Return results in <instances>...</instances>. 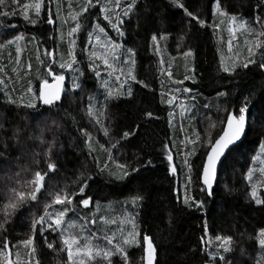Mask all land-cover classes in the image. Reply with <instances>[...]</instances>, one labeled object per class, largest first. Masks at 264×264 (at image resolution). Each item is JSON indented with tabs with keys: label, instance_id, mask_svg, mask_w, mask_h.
I'll return each instance as SVG.
<instances>
[{
	"label": "trees",
	"instance_id": "1",
	"mask_svg": "<svg viewBox=\"0 0 264 264\" xmlns=\"http://www.w3.org/2000/svg\"><path fill=\"white\" fill-rule=\"evenodd\" d=\"M54 1L44 0L40 17L35 25L23 19L19 9L12 6L11 0H7V6L0 5V12H9L7 17L0 14V44L5 45L0 48V69H3L0 72V79L5 81L4 85H0L1 109L4 107L6 99L5 92H11L16 97L26 89L29 81L34 90L39 86L41 81L37 77L41 74L46 75L45 69L49 62V57L43 54L44 49L50 51L55 49L58 58L60 54H64L65 59L68 58L69 37L67 32L75 23L69 13L79 10V5L83 3V0ZM24 2L26 0H20L21 4ZM127 2L128 0H122V4ZM183 2L190 11L204 19L208 26L201 28L193 23L191 31H189L186 27L188 18L181 9L173 7L169 0H139L130 17H124L122 28L125 35L121 40L116 32L113 33L107 21H103L97 11L99 5L97 8L90 9L89 13L85 14L86 21L84 17H81L83 27L76 34L77 60L84 72V76L80 78L82 88L75 92L69 91L73 76L78 74L64 71L67 84L63 108L56 115L53 111H45V106L40 105L43 116L37 114V119H30V123L34 127H42L46 118L49 123L51 119L58 120L61 128L57 132V136L59 145L62 146L65 142V132L69 131L70 134H74V130L80 128L87 129L92 134L94 141L98 140L105 147L109 146V138L103 135L95 121L86 114L88 97L94 98L93 103L97 108L104 103L106 90L102 86V81L107 80L109 87L113 89L119 86L115 75H109L111 70L107 69L100 61H95V64L99 65L98 70L101 73L99 78L88 67L89 58L85 50L93 48L94 45L88 43V33L92 31V26L99 16L101 25L105 26L113 40L121 42L124 50L131 48L135 51L134 74L137 80L144 81L149 87L144 88L129 80L121 91L123 92L131 85L132 97L123 95L118 100L108 102L107 119L104 117L101 119L106 126L110 127L112 137L119 139L125 131H136L137 125H139V130L113 150L114 161L107 159V153L99 150V145H95L98 150L94 155L98 157L101 165L108 163L109 167L113 169L116 162L139 167L141 163L149 159L155 167L141 168L139 173L130 176L124 182H110L104 174H98L92 156L86 154L85 165H73V163L67 162V159L71 158L69 157L71 156L70 152L61 154L60 152L63 151L61 147L59 153L54 157L60 168L65 166L66 172H63L64 174L61 176H66L71 182L72 179H75L74 173H78L85 166L93 169L90 173L95 179L90 182L88 190L93 202L108 203L110 209H113L114 204L123 205V208L115 210L121 217H126L128 213L133 215L138 213L136 222L141 235L145 233L151 235L157 246L158 264H216L207 253L217 250L218 242L215 240L217 235L233 236L235 250L228 254L233 259V264H255L254 257L258 259L260 252L255 240L249 239V237H254L257 230L264 227V205H256L250 198V192L252 184L264 179V174L259 171L261 165L252 159L259 152L260 143H264V72L250 65L247 70L238 69L235 75L224 73L220 67L221 56L224 57L226 63H231V57L236 55H239L243 60L247 56L244 41L254 37L245 35L242 30L238 31L236 38L233 39L232 52L229 53L227 45L230 39L228 18H223L224 24L218 30H214V21L218 22L220 19L218 16H213L214 0H183ZM260 3H264V0H221V5L225 10L230 14L237 15L238 21L246 19L249 24L253 23L258 14L256 6ZM12 12H16V14L12 15ZM64 13L67 23L62 21ZM49 14L55 21L54 24L47 23ZM29 15L32 19H37L34 10ZM161 15L166 17V24L163 28L160 24ZM11 25L16 27L12 28ZM255 26L259 30V25ZM61 33H63V40H61ZM161 33H168L169 36L166 41L160 42V51L157 52L151 41V36L153 34L159 36ZM16 34H23L26 38L20 42L21 53L16 52L15 45L6 43ZM33 36L36 39L31 41ZM182 36L185 39L181 45L180 38ZM189 48L194 52V58L183 55ZM94 50L99 52L100 48L97 46ZM37 57L45 61V64L41 65ZM161 58L164 60L163 65L160 64ZM17 59H19V64L16 63ZM125 59H127L126 51L123 60ZM29 63L31 64L30 70L27 68ZM169 65H171V78L167 75ZM114 66L123 67L125 72L128 69V65L123 63L120 65V61H116ZM53 67L55 68V65ZM14 68L16 71H13ZM193 68L195 69L194 73L192 72ZM56 71L63 70L56 68ZM186 74L193 76L196 83H193L192 80H184ZM174 80H184V83L175 84ZM49 81L51 82L50 77ZM185 87L193 89V93L174 91L175 88L183 89ZM222 91L229 93L227 100L218 98L217 93ZM172 95L182 98V101H188L190 95H196V108L183 116H181V112H176L170 118L168 114L169 112L173 113L176 100L172 105H168L166 101ZM245 98L251 99L250 127L243 142L234 147L224 159L218 172V180L214 185V195L208 197L200 190L203 185L199 179V161L204 150L198 145L189 143L188 140H195L194 133L196 132L200 133L201 138L204 137L208 126V121L204 119L205 115H210L214 121L223 118L225 114L222 111L220 113L215 111L217 104L237 108L242 105ZM26 99L27 96H25ZM204 104H209L212 107L205 109ZM17 111L23 116L31 110L17 109ZM149 112L158 119L147 117L146 114ZM193 114L196 115L195 120L190 119ZM220 130L218 125L212 135L215 136ZM80 136L84 141V137L81 134ZM165 145L171 149L172 163L177 166L175 176L171 175L170 166L166 161ZM194 146L197 147L198 152L195 157L189 159L193 165L192 183L185 189L187 167L183 165V156ZM18 154L15 149H12L10 162L0 161V209L5 202L8 188L14 186L15 183L14 180L8 178L19 171L15 160ZM89 159L92 162H89L90 166ZM31 167L36 166L31 165ZM40 167H43V164ZM249 169H253L251 183L246 179ZM239 183L241 185L237 186ZM227 187H231V191L235 194L229 199L224 192ZM185 194L196 200H203L204 209L185 206L182 203ZM261 194L264 195V188L261 189ZM136 195L144 196L141 206H134L130 202L131 198ZM177 197L180 199L178 200ZM244 199H249L252 205L245 203L244 206L237 208L236 205L244 202ZM82 210L88 212L91 211V207ZM115 211L114 213H116ZM32 212L39 215L41 209L32 205L22 206L12 218L7 233L0 234V242H2L3 236H6L13 254L20 253L21 264H24L28 257L26 250L19 242L27 239L30 235L29 223ZM205 221L207 222L206 236ZM253 225L257 228L254 234L245 232L241 228L244 226L248 229ZM242 233H244L243 236H237ZM202 236L211 243H202L200 239ZM42 239L37 235V253L33 258V264L36 259L40 261V264H58V261L59 264H65L66 253H60L57 256L53 250L46 247ZM53 239L56 240L58 248V234L49 236L50 241ZM129 254L133 258H138L142 255V249L130 248ZM115 260L116 258H114V264Z\"/></svg>",
	"mask_w": 264,
	"mask_h": 264
},
{
	"label": "snow or ice",
	"instance_id": "2",
	"mask_svg": "<svg viewBox=\"0 0 264 264\" xmlns=\"http://www.w3.org/2000/svg\"><path fill=\"white\" fill-rule=\"evenodd\" d=\"M11 3L13 7L19 9L25 21L35 25L40 17L44 0H32V2H24L23 4L20 3V0H11ZM137 3H139V0H128L126 4H122V0H83V3L79 5V10L69 13L75 23L67 32V36L69 37L68 58L65 59L64 54H60L58 58L55 49L51 51L44 49L43 54L49 57V62L45 69L46 75L41 74L37 77L41 81L39 86L34 90L29 81L26 89L16 97L11 92H5L4 107L0 109V161L10 162V152L12 149H15L19 153L15 157L19 171L15 172L14 176L8 178L9 180H14L15 183L14 186L8 188L5 202L2 209H0V234L7 233L12 218L22 206L32 205L41 209L39 215L35 212L31 213L29 223L30 235L27 239L19 242L26 250V256L28 257L24 261V264H33V258L37 253V235L43 238L42 242L48 249L53 250L57 256L60 253H66L65 264H114V258H116L115 264H158L157 246L153 241V237L146 233L141 235V232L138 230L136 222L138 213L135 215L128 213L126 218L120 221L121 225L124 223L130 224L131 230L125 233L121 226L118 228L119 236H117L116 231H112L110 235L105 232L102 236L97 231H92L91 228L98 222L94 215L90 218L79 217V223L77 220L68 218L69 213L78 215V209H88L94 205L93 198L88 194V190L90 182L94 181L95 177L85 166L78 173H74L75 179H72L71 183L64 182L63 186H61L57 181V177L61 175V169L54 159L62 147V145H59L57 136L61 125L56 119H51L49 123L47 118L43 122L42 127H34L30 123V119H37V114L43 116V112L40 111V105L45 106V111H53L56 115L63 108V101L66 99L64 71L78 74L73 76L69 91L75 92L82 88L80 78L84 76V72L79 66L80 62L77 60L76 55V34L83 27L81 17H84L86 21L87 16L85 14L89 13L90 9L97 8L99 5L97 11L102 16L103 21H107L111 29L118 36L123 37L125 35L122 28L124 17H130L133 10L136 9ZM169 3L173 7L183 11L184 15L188 18L186 27L189 31H191L193 23L201 28L208 26L204 19L186 7L183 0H169ZM0 5L7 6V0H0ZM256 8L258 9V14L255 16L253 23L249 24L246 19L238 21L237 15L230 14L225 10L221 5V0H214L213 16L220 17L218 22L214 21L213 23L214 30H218L224 24L223 18H228L230 39L227 45L229 53L232 52L233 39L236 38L238 31L242 30L245 35L254 37L244 41L247 56L243 60L240 59L239 55H236L231 57V63H226L224 57L221 56V70L228 75H235L238 69L247 70L250 65L264 72V3L257 4ZM33 10L37 19H32L29 15ZM0 14L7 17L9 12H0ZM11 14L15 15L16 12H12ZM165 20L166 17L161 15L160 24L162 27L165 24ZM63 22L67 23V20ZM47 23H55L51 14H49ZM255 25H259V30H257ZM10 27L15 28L16 26L11 25ZM168 36V33H161L159 36L153 34L151 36V41L157 52L160 51V41H166ZM25 39L23 34H16L12 39H8L6 43L8 45H15L16 52L21 53L20 42ZM35 39L34 36L31 37V41ZM184 39V36L180 38L181 45ZM61 40H63V33H61ZM88 43L93 45V48L85 50L89 58L88 67L99 78L101 73L98 70L99 65L95 64V61H100L107 69L111 70L109 75L119 73L115 75V80L119 82V86L113 89L109 87L107 80L102 81L106 94L104 103L99 108L93 103L94 98L88 97L89 103L86 114L91 120L95 121V124L99 126V130L103 132V135L109 138V146L105 147L98 140L94 141L92 134L85 128H80L78 131L84 137L83 143L87 149V154L92 156L93 161L96 163L98 174H104L110 182H124L130 176L139 173L141 168L155 167V165L150 159L141 163L139 167L119 162L115 163L114 169L110 168L108 163L101 165L98 157L94 155L98 150L95 145H99V150L107 153L109 161H114L113 150L117 149L122 141H126L131 136H134L136 131L139 130V125H137L136 131H125L119 139H115L111 136L110 127L106 126L101 117L107 119L106 113L109 101L118 100L123 95L129 98L132 97L133 90L131 85L123 92L121 91L129 80L142 85L144 88H148L149 86L144 81L137 80L134 74L136 53L133 49L128 48L125 50L127 59L123 60L122 63L128 65L126 72L123 67L117 68L114 66L116 61L121 60L118 52L124 46L109 36L105 26L101 25L99 16L96 23L92 26V31L88 33ZM4 46V44H0V48ZM97 46L100 48L99 52L94 50ZM183 55L194 58V52L191 48L185 51ZM37 59L41 65L45 64V61L41 60L40 57H37ZM16 63L19 64V59L16 60ZM160 64H164L163 58H161ZM54 65L55 68L53 67ZM27 68L31 69L30 63L27 65ZM56 68L63 71L57 72ZM170 69L171 65H169L167 70V75L171 78L172 72ZM2 71L3 69H0V72ZM13 71H16V69L14 68ZM194 71L195 69L193 68L192 72L194 73ZM49 77L51 78V83ZM184 80H192L193 83H196V80L191 75L186 74ZM184 80H174L173 83L183 84ZM4 84L5 81L0 79V85ZM174 91L191 94L194 90L185 87L183 89L175 88ZM161 95L163 96V93ZM228 95L227 91L217 93L218 98H222L223 100H227ZM25 96H27L26 100ZM176 99L177 97L172 95L166 103L172 105ZM195 102L196 95H190L188 101H181L179 105L181 116L192 112L196 108ZM9 105L12 107L9 108ZM250 105V98H245L242 105L237 108L217 104L215 111L216 113L222 111L225 114L223 118L219 121H214L210 115H205L204 119L208 121V126L204 137L201 138L200 133L196 132L194 133L196 139L188 140L189 143L198 145L204 150L199 161V179L203 185L200 190L208 197L214 195V185L217 181L218 168L221 165L222 159L227 158L226 153H229V150L245 137L246 130L250 127ZM203 107L209 109L212 106L204 104ZM17 109H28L31 111L22 116ZM146 115L149 118L158 119L151 112ZM168 115L171 118L173 113L169 112ZM190 119L195 120L196 115L193 114ZM218 125L221 130L213 136L212 133ZM164 147L166 150V161L170 166V173L175 176L177 174V166L172 163V151L167 145ZM197 152L198 149L194 146L185 154L183 159V165L187 167L185 189L192 183L193 165L189 162V159L195 157ZM262 157H264V143H260L259 152L252 158L254 162H259L261 165L259 171L264 174V158ZM41 164H43V167H40ZM31 165H35L36 167L33 168ZM246 179L250 183L252 182L253 169L248 170ZM66 180L67 178H65ZM262 188H264V179L252 184L251 187L250 198L258 206L264 205V195L261 194ZM177 199L179 200L180 197H177ZM143 200V195H136L131 198L130 202L134 206H141ZM182 203L189 208L194 207L200 210L204 209L205 206L203 200H196L187 194L182 198ZM94 206L97 212L100 211L98 202ZM99 222L101 224H117L116 220L109 221L108 217L103 215L99 217ZM54 234H58L59 236L58 248L55 239L49 240V236H53ZM206 235L207 222L205 221ZM101 239L103 243H99ZM200 239L202 243H211V241H206L204 236ZM249 239L255 240L260 252L258 259L254 257L255 264H264V227L258 229L256 235L254 237L250 236ZM215 240L218 242L217 250L207 253L210 259L216 262V264H233V259L228 255L235 250L233 236L217 235ZM134 247L142 249V255L138 258H133L129 254V249ZM242 254L244 253L242 252ZM0 264H21L20 253L16 252L13 254L10 242L6 236H3L2 242H0ZM35 264H40V261L36 259Z\"/></svg>",
	"mask_w": 264,
	"mask_h": 264
},
{
	"label": "rangeland",
	"instance_id": "3",
	"mask_svg": "<svg viewBox=\"0 0 264 264\" xmlns=\"http://www.w3.org/2000/svg\"><path fill=\"white\" fill-rule=\"evenodd\" d=\"M27 1H29V0H26V2ZM31 1V0H30ZM29 1V2H30ZM58 0H55L54 2H57ZM64 12V11H63ZM65 20V13L63 14V19H62V21H64ZM60 23H61V21H60ZM59 23V24H60ZM165 24H166V21H165ZM164 27V26H163ZM162 26H161V28H163ZM162 31H166V30H162ZM115 31H113V33H114ZM115 35H116V33H115ZM110 36V35H109ZM120 37V36H119ZM120 39L122 40V37H120ZM115 41V40H114ZM117 42V41H116ZM160 42H162V40L160 41ZM118 43H121V42H118ZM93 44H94V41H93ZM118 54L121 56V60H120V65H121V63H122V61H123V58H124V55H125V50L122 48V49H120L119 50V52H118ZM117 74H119V73H114V75H117ZM181 101H182V98H178L177 97V99H176V104H175V108H174V110H173V114L174 113H176V112H178V113H180L181 112V110H180V107H179V105H180V103H181ZM184 101V100H183ZM1 109V108H0ZM74 134H70V132L69 131H66L65 132V134H64V138H65V142H64V145L62 146V149H63V151H61L60 153L61 154H63L64 152H70V154H71V156H69V157H71V158H68L67 159V162H71V163H73V165H82V164H84L85 165V161H84V159L86 160V154H87V150H86V148H85V146H84V144H83V141H82V139H81V136H80V132L78 131V130H74V132H73ZM185 156H183V158H184ZM71 159H73L72 161H71ZM84 162V163H83ZM92 163L91 161H90V159H89V161H88V163ZM60 163V162H59ZM89 163V166L91 165ZM68 167H70L69 165H67ZM92 168V167H91ZM61 169V175H63L64 173L63 172H66V169H65V166H63V167H61L60 168ZM88 169V171L89 172H91V171H93V169L91 170V169H89V167L87 168ZM79 171H81V170H79ZM78 171V172H79ZM60 175V177H57V181L60 183V185L61 186H63V183L64 182H68V183H71V182H69V180L70 179H67L66 181H65V178H66V176H61ZM237 185V184H236ZM241 185V183H239L237 186H240ZM231 186V185H230ZM224 192L226 193V196H228V199L230 198V197H233L235 194L233 193V191H231V187H227V188H225V190H224ZM247 199H244L243 201L244 202H241V203H239V204H237L236 206H237V208L239 207H242V206H244V204L246 203V204H250V205H252L251 204V202H250V200L248 199L247 201H246ZM97 203V202H96ZM98 204H99V206H100V211H98L97 212V210H96V208H95V202H94V205L91 207V211H84V210H82V209H78V215H74L73 213H71L70 215H69V217L68 218H70V219H74V220H77V222L79 223L80 221H79V217H92L93 215L96 217V219H97V224L94 226V227H92L91 228V230L92 231H97L98 232V234L99 235H103L105 232L106 233H108L109 235L111 234V232L112 231H116L117 232V236H119V231H118V228L119 227H123V230H124V232L126 233L127 231H130L131 230V225L130 224H128V223H124L123 225H121L120 224V221H122V220H124L126 217H121L115 210L117 209V208H123L124 206L123 205H117V204H114L113 205V209H110L109 208V204L108 203H103V202H98ZM114 211L116 212V213H114ZM242 212H243V210H241ZM245 214H247L246 212H245ZM107 216L108 217V220L109 221H111V220H116L117 221V224H111V223H108V224H101L100 222H99V217L100 216ZM138 224V223H137ZM250 225V224H249ZM254 226L255 225H253V226H251L250 228H246V227H244V226H241V228H243V230H245V232H249V233H255L256 232V230H257V228H256V226H255V228H254ZM138 230H139V226H138ZM254 230V231H253ZM140 231V230H139ZM244 232V233H245ZM244 233H242L241 235L240 234H236L238 237H240V236H243V234ZM232 236V235H231ZM236 237V236H235ZM237 238V237H236ZM252 241V240H251ZM99 243H103V240L101 239L100 241H99Z\"/></svg>",
	"mask_w": 264,
	"mask_h": 264
},
{
	"label": "water",
	"instance_id": "4",
	"mask_svg": "<svg viewBox=\"0 0 264 264\" xmlns=\"http://www.w3.org/2000/svg\"><path fill=\"white\" fill-rule=\"evenodd\" d=\"M52 82V81H51ZM50 82V83H51ZM66 83H67V81H66V79H65V82H64V88H66ZM248 130V129H247ZM247 130H246V133H247ZM246 136V135H245ZM245 138V137H244ZM244 138H242V140L241 141H239V142H237V145H239V144H241L242 142H243V140H244ZM237 145H235V146H233L230 150H229V152L234 148V147H236ZM228 155V153H226V156ZM223 161H224V159H222V162H221V164L223 163ZM221 166V165H220ZM219 169H220V167L218 168V172H219ZM217 180H218V174H217ZM217 182V181H216Z\"/></svg>",
	"mask_w": 264,
	"mask_h": 264
},
{
	"label": "bare ground",
	"instance_id": "5",
	"mask_svg": "<svg viewBox=\"0 0 264 264\" xmlns=\"http://www.w3.org/2000/svg\"><path fill=\"white\" fill-rule=\"evenodd\" d=\"M15 49V48H14Z\"/></svg>",
	"mask_w": 264,
	"mask_h": 264
}]
</instances>
